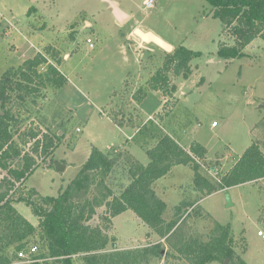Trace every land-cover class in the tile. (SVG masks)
I'll return each mask as SVG.
<instances>
[{"label":"rangeland","instance_id":"1","mask_svg":"<svg viewBox=\"0 0 264 264\" xmlns=\"http://www.w3.org/2000/svg\"><path fill=\"white\" fill-rule=\"evenodd\" d=\"M116 1L131 15L124 24L114 17L108 0H0V80L39 52L56 63L46 53L49 46L59 50L58 68L68 78L66 86L44 88L39 97H28L22 106L14 101V140L22 155L34 158V164L32 172L16 182V189L9 194L15 207L35 226L39 218L31 206L18 200L19 195L38 204L42 196H58L76 177L94 146L113 158L106 184L113 196L122 195L133 180L135 167L150 161L148 149L157 139L150 138L147 131L154 124L174 134L183 147L202 144L206 154L195 162L215 185L252 143L264 152V36L246 46L243 56L225 58L219 49L235 46V37L213 17L207 0H153L152 6L147 5L148 0ZM136 28L156 31L174 49L184 45L201 52L191 61L188 78L170 75V83L178 87L173 96L150 89L149 80L168 52L140 41ZM46 68L45 64L40 70ZM140 89L145 95L137 100ZM0 112L4 113L1 102ZM215 120L218 126L212 127ZM140 128L146 133L140 134ZM32 132L39 134L36 139ZM45 135L53 139L47 156L42 151ZM38 139L40 147L34 151ZM56 163L65 169L58 170ZM23 164L22 157L11 161L17 171ZM171 171L153 190L167 203L160 227L177 222L172 232L162 237L132 209L105 219L104 205L89 221L108 235L103 252L158 244L157 254L144 264H191L170 242L177 238L207 242L216 225L222 224L228 225L234 238L235 255L208 264H264V238L258 234L264 232V178L207 193L194 182L193 163L173 166ZM227 192L232 206L227 205ZM97 193L93 186L89 196ZM33 246L37 248L34 261L13 258L11 264H67L49 256L39 258L47 253V247L38 234L27 245ZM72 262L86 264L79 255L73 256Z\"/></svg>","mask_w":264,"mask_h":264},{"label":"trees","instance_id":"2","mask_svg":"<svg viewBox=\"0 0 264 264\" xmlns=\"http://www.w3.org/2000/svg\"><path fill=\"white\" fill-rule=\"evenodd\" d=\"M207 1L212 5L213 17L220 19L235 37L236 45L222 46L219 49L220 56H243L242 51L246 46L257 37L264 36V0ZM46 51L56 63L49 62V57L39 52L18 68L10 69L0 80V102L4 111L3 114L0 112V264H11L15 253L29 249L27 245L36 234L47 247V253L40 254L39 258L49 256L74 264L73 256L79 255L86 264H144L157 254L158 244L103 252L109 240L108 235L102 227L89 223L99 207H107L105 219L108 220L132 209L143 222L165 237L172 232L177 222H171L165 228L160 227L167 203L156 195L153 185L166 176L173 166L193 163L194 182L197 187H205L207 193L264 178V152L255 142L219 178V185H215L200 173V165L195 162L196 157L205 156L206 148L195 143L186 149L154 124L152 130L147 131L150 138L157 139L156 145L148 149L150 161L147 165L135 167L132 171L133 180L122 195L113 196L106 184V178L113 168V158L96 146L76 177L61 189L58 196H42L38 204L31 197L19 195L18 200L31 206L33 214L39 218V224L35 226L15 207L9 194L12 189H16V182L22 181L26 174L32 172L34 164L30 154L22 155L11 126L14 121L17 122L14 101L18 102L16 105L22 106L28 97H39L44 88L60 89L68 83L67 76L58 68L61 64L59 50L49 46ZM200 54L184 45L168 52L164 64L149 80L150 89L173 96L178 87L170 83V75L188 78L192 71L191 61ZM45 64L46 70L41 71L40 67ZM144 95L140 89L135 98L142 100ZM116 124L122 126L123 121L116 120ZM139 133L146 132L140 128ZM38 135L32 132L31 137L36 139ZM44 140L42 151L47 156L53 139L45 135ZM23 141L26 143L27 139L23 138ZM35 141L34 151H38L40 140ZM20 157L24 160L23 169L17 171L11 167V161ZM4 171H7L6 175ZM93 186L98 193L90 197ZM32 191L37 193L36 190ZM214 230L215 234L207 242L198 238H177L170 242L171 247L191 264H208L233 258L234 238L229 233L228 225L217 224ZM242 264L248 263L242 261Z\"/></svg>","mask_w":264,"mask_h":264},{"label":"water","instance_id":"3","mask_svg":"<svg viewBox=\"0 0 264 264\" xmlns=\"http://www.w3.org/2000/svg\"><path fill=\"white\" fill-rule=\"evenodd\" d=\"M108 3L112 7L113 15L119 21L120 24H124V23H126L129 20L130 15L127 14V12H125L121 8V6H120L118 1H116V0H108ZM135 34L141 39L142 42H152V43L160 46L161 48H163L167 52H171L174 49L173 44H171L170 42L166 41L164 38H162L161 36L157 35L153 31H150V30L149 31H144V30H142L140 28H136L135 29ZM56 166H57V169L60 170V171L65 169V167H66L65 165H63L61 163H56ZM226 198H227V205L228 206H232L233 203L231 201V196H230L229 192H227Z\"/></svg>","mask_w":264,"mask_h":264},{"label":"built area","instance_id":"4","mask_svg":"<svg viewBox=\"0 0 264 264\" xmlns=\"http://www.w3.org/2000/svg\"><path fill=\"white\" fill-rule=\"evenodd\" d=\"M147 5L152 6L153 0H148ZM87 42L90 44L91 47H93L94 43H93L91 38H88ZM217 125H218V123L215 120L212 123V126L216 127ZM258 234L264 238V232L263 231L260 230ZM35 251H37V248L35 246H33L29 249H23V250H20L19 252L15 253L13 258L16 260H19L20 262H32V261H34L32 259V255L35 253Z\"/></svg>","mask_w":264,"mask_h":264},{"label":"crops","instance_id":"5","mask_svg":"<svg viewBox=\"0 0 264 264\" xmlns=\"http://www.w3.org/2000/svg\"><path fill=\"white\" fill-rule=\"evenodd\" d=\"M119 4H121L120 2H119ZM121 6V5H120ZM122 8V7H121ZM115 17V16H114ZM131 19V15H130V18H129V20ZM143 30V29H142ZM150 31H153V32H155L156 34H158L156 31H154V30H150ZM134 33H135V31H134ZM140 39V38H139ZM140 41H141V39H140ZM218 126V125H217ZM216 126V127H217ZM213 127V126H212ZM166 132L169 134V135H171L175 140H177L178 142H179V138H177L174 134H172L170 131H168V130H166ZM180 143V142H179ZM186 148V147H185ZM186 149H188V147L186 148ZM149 163V162H148ZM234 165V164H233ZM232 165V166H233ZM176 166H179V165H176ZM231 166V167H232ZM174 168H176V167H174ZM173 171V170H172ZM172 171H170V173H172ZM167 174L166 176H164V177H162V178H165V177H169L171 174ZM162 178H160V179H162ZM160 179H158L156 182H155V184L153 185L154 187H155V189H156V186H157V184H158V181L160 180ZM180 185V184H179ZM177 185H175V187H176ZM174 187V186H173ZM161 198V197H160ZM162 199V198H161ZM164 200V199H163ZM165 201V200H164ZM178 201V200H177ZM26 217V216H25ZM27 218V217H26ZM28 219V218H27Z\"/></svg>","mask_w":264,"mask_h":264}]
</instances>
